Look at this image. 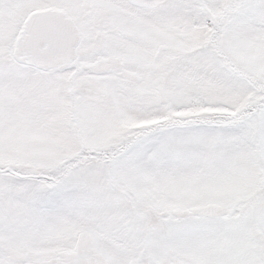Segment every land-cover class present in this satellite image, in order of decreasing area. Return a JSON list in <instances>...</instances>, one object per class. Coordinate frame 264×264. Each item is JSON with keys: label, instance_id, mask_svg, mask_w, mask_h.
<instances>
[{"label": "snow or ice", "instance_id": "1", "mask_svg": "<svg viewBox=\"0 0 264 264\" xmlns=\"http://www.w3.org/2000/svg\"><path fill=\"white\" fill-rule=\"evenodd\" d=\"M0 264H264V0H0Z\"/></svg>", "mask_w": 264, "mask_h": 264}]
</instances>
